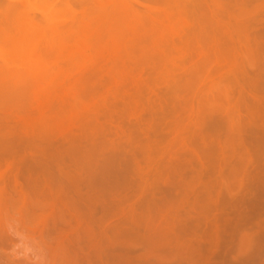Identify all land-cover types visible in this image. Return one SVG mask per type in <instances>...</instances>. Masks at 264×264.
I'll use <instances>...</instances> for the list:
<instances>
[{"label":"bare ground","instance_id":"obj_1","mask_svg":"<svg viewBox=\"0 0 264 264\" xmlns=\"http://www.w3.org/2000/svg\"><path fill=\"white\" fill-rule=\"evenodd\" d=\"M227 2L0 0V111L27 109L13 126L5 124L9 116L0 112V207L9 204L8 187L18 186L24 217L28 210L37 211L45 236L56 237L51 240L55 248L41 244L49 262L61 251L62 264H264V15L256 19L259 10L264 13V0H234L233 7ZM145 25L146 39L141 35ZM228 27L241 43L238 55L246 57V66H237V55L219 40ZM102 36L109 43H101ZM136 47L165 60L173 74L194 57L201 66L192 74L213 64L207 77L213 89L224 80L219 74L223 68L233 74L237 89L227 116V159L238 162L231 161L223 185L229 191L239 176L246 183L231 201L218 196L209 227L202 221L210 212L200 206L209 198L206 192L195 199L193 215L183 209L185 188L199 181L183 180V161L163 163L165 152L153 145L137 147L129 159L121 145H103L101 138L97 145H83L90 142L96 121L89 114L106 106L101 96L91 102L97 95L90 88L92 69L104 61L111 69L122 68ZM122 77L118 72L109 78L113 99ZM220 99L218 95L215 101ZM153 158L154 174L147 181L139 163ZM80 184L84 193L76 190ZM125 191L129 193L119 198ZM132 199L134 206L125 211L123 203ZM109 214L120 215L127 224L124 231L112 230V238L98 228ZM26 225V232L33 233ZM15 233L21 237V252L29 251L21 233ZM131 236L136 247L126 244ZM11 244L0 232V252Z\"/></svg>","mask_w":264,"mask_h":264},{"label":"rangeland","instance_id":"obj_2","mask_svg":"<svg viewBox=\"0 0 264 264\" xmlns=\"http://www.w3.org/2000/svg\"><path fill=\"white\" fill-rule=\"evenodd\" d=\"M227 3L232 7L235 5L234 0H228ZM133 7L135 10L141 11L139 7ZM263 15L264 13L259 10L256 19H262ZM36 17L40 18L39 16ZM146 30L147 25L141 29V35L145 39L147 37ZM109 40L107 37H100L103 44L109 43ZM219 40L228 44L230 54L237 55L235 61L237 66H246V57L238 55L241 43L236 40L232 27H228V31L219 37ZM146 44L147 42H144V46ZM128 55L129 60L124 61L122 68L119 66L116 69H111L109 62L104 61L92 69L95 75L91 79L90 88L96 91L97 95L91 98V102L96 101L101 96L104 98L106 106L93 110L89 114V117L96 119V121L89 130L92 136L90 142L83 145H90L91 143L97 145L101 139L104 142L103 145H117L118 148L121 145L126 159L130 158L131 153L137 147L153 145L159 153L165 152L162 159L163 163L172 159L183 161L186 165L182 176L183 180L190 182L191 179L199 178L197 183L185 188L187 199L183 209L193 215L195 199L201 200L205 195L203 192H206L205 196L209 195V198L205 202H201L200 206L210 212L202 221L206 225L203 224L205 227H209L213 224H211L213 216L215 217L217 214L215 211L216 199L225 195L231 201L235 196L243 193V183H246L244 182L246 177L239 176L241 180L238 177V181H234L231 191H226L223 185L226 175L232 168L231 163L235 160L238 162V159H227L231 135V124L227 116L229 111L235 107L233 94L237 89L233 83V74L228 71V67L223 68L219 74L224 80L220 81L218 86L213 89L207 83V77L214 71L215 66L213 64L208 65L200 72L192 74L195 68L201 66V61L196 57L186 64L185 68L177 70L173 74L170 64L158 58L154 53H142L136 47ZM118 72L123 74V86L118 97L113 99L110 91L114 87L109 83V78ZM133 77H139L141 81L135 84ZM204 83H206L205 86H203ZM152 90H154L153 93ZM224 91L227 96H224ZM218 95L221 99L215 101ZM26 110L19 111L13 107H8L1 109L0 112L9 116L5 124L13 126L16 117L22 116ZM196 112H200L198 120L193 117ZM119 128L122 132H119ZM96 133L97 135L101 134L102 137L96 136ZM107 154L108 151L104 152L103 157L98 160L96 165L100 164ZM26 157H30V152H26ZM154 160L156 159L139 163L143 171L141 177L144 180H152ZM229 167L230 170H228ZM249 169L247 168V172ZM70 170L75 171L78 176H84L83 173L76 171L73 167H70ZM12 178L13 174H10L8 180L11 181ZM76 190L84 193L86 188L84 184H80ZM18 191V186H9L7 190L9 204L0 207V232L12 241L6 250L0 252V264H62L64 256L63 253L59 254L61 251L56 253L57 256L52 263L49 262L47 250L41 244L47 242L48 248H55L56 237L50 236L48 238L45 236V232L38 223L39 213L37 211L31 213L28 210L26 217H24V210L19 203ZM127 193L129 191L123 192L119 198ZM227 193L232 196L231 199V196H226ZM107 194L110 197L113 196L110 191H107ZM135 201L136 199H132L123 203V209L125 211L130 210ZM120 217V215L109 214L98 223V228L107 237L112 238V230L124 231L123 229L127 227V224ZM26 223L33 230V233L26 232ZM15 231L21 233L24 244L27 245L29 251L21 252L23 248L20 242L21 237ZM205 231L208 232L207 229ZM53 238L55 240L51 241ZM126 241L127 246L136 247L137 245L133 236L126 238ZM81 258L82 256H79V260Z\"/></svg>","mask_w":264,"mask_h":264}]
</instances>
